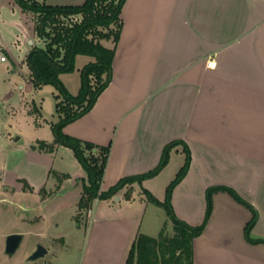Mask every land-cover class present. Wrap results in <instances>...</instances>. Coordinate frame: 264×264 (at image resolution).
I'll return each instance as SVG.
<instances>
[{"label": "crops", "instance_id": "obj_1", "mask_svg": "<svg viewBox=\"0 0 264 264\" xmlns=\"http://www.w3.org/2000/svg\"><path fill=\"white\" fill-rule=\"evenodd\" d=\"M44 2L76 5L84 0ZM120 18L110 82L92 107L62 131L109 146L101 189L122 176L149 171L167 142L182 140L190 164L172 189L175 214L199 224L206 189L229 186L257 212L250 236L264 239V0H125ZM34 44L41 42L34 34L33 14L14 0H0V53L6 57L0 62L27 67L25 57ZM211 58L214 67L206 65ZM93 60L76 54L74 69L60 73L69 93H78L80 70ZM26 69L23 76L34 92L51 85L33 87ZM45 141L52 142L53 135ZM64 147L33 150L55 160L63 158ZM183 162L179 143L157 174L132 184L129 199L126 186L109 198L94 199L85 211L78 264H124L137 233L156 236L164 229L171 235L165 210L141 188L163 200ZM67 181L71 177L55 192ZM77 189L75 203L82 187ZM211 201L210 216L193 239L194 263L264 264V241L250 242L244 235L252 210L225 190L213 191Z\"/></svg>", "mask_w": 264, "mask_h": 264}, {"label": "trees", "instance_id": "obj_2", "mask_svg": "<svg viewBox=\"0 0 264 264\" xmlns=\"http://www.w3.org/2000/svg\"><path fill=\"white\" fill-rule=\"evenodd\" d=\"M125 0H84L76 5H49L44 0H14L23 11L33 14L34 34L41 44H34L28 51L25 62L29 70V80L33 87L51 84L56 89L55 110L59 114L50 123L53 141L37 139L32 149L52 152L56 144L71 148L74 157L83 167L86 179L78 199L79 209L90 208L94 199L109 198L123 187L126 199L130 198L132 184L141 185L144 178L157 174L167 163L170 150L182 144L184 162L168 183L163 200H158L148 190L141 188L147 199L161 207L172 222L173 233L168 235L161 229L156 236L137 233L132 241L124 264H195L193 261V239L198 236L211 212V194L215 190H225L236 200L252 210V215L244 227L245 238L250 242L264 241L252 238L250 230L257 219V212L231 187L214 185L206 189V208L199 224H189L179 218L171 205L172 189L186 174L190 164L188 146L180 139L167 142L158 163L149 171L120 177L114 184L101 189L109 146L98 145L65 134L62 127L87 112L94 104L99 93L108 85L112 77V60L122 20L120 11ZM103 41H110L105 44ZM86 54L94 58L80 70V88L71 94L60 80V73L74 69L76 54Z\"/></svg>", "mask_w": 264, "mask_h": 264}, {"label": "rangeland", "instance_id": "obj_3", "mask_svg": "<svg viewBox=\"0 0 264 264\" xmlns=\"http://www.w3.org/2000/svg\"><path fill=\"white\" fill-rule=\"evenodd\" d=\"M26 68L10 60L0 62V264H78L86 210L75 202L86 174L69 147L55 160L30 147L37 139L52 137L50 122L58 115L54 87L34 92L23 76ZM78 174L82 175L73 177ZM67 177L71 181L55 192ZM12 232L23 238L8 255L5 236ZM37 244L47 253L29 260Z\"/></svg>", "mask_w": 264, "mask_h": 264}, {"label": "water", "instance_id": "obj_4", "mask_svg": "<svg viewBox=\"0 0 264 264\" xmlns=\"http://www.w3.org/2000/svg\"><path fill=\"white\" fill-rule=\"evenodd\" d=\"M23 235L20 232L8 233L5 236L4 252L8 255H13L17 248L20 246ZM47 253V249L42 244H37L34 251L28 256L29 260H35L44 256Z\"/></svg>", "mask_w": 264, "mask_h": 264}, {"label": "built area", "instance_id": "obj_5", "mask_svg": "<svg viewBox=\"0 0 264 264\" xmlns=\"http://www.w3.org/2000/svg\"><path fill=\"white\" fill-rule=\"evenodd\" d=\"M5 59H6L5 55L0 53V61H4ZM206 65L208 67H214V65H215L214 59L211 58V59L207 60Z\"/></svg>", "mask_w": 264, "mask_h": 264}]
</instances>
